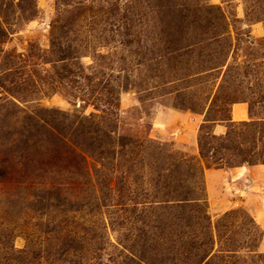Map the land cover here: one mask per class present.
<instances>
[{"label": "rangeland", "instance_id": "rangeland-1", "mask_svg": "<svg viewBox=\"0 0 264 264\" xmlns=\"http://www.w3.org/2000/svg\"><path fill=\"white\" fill-rule=\"evenodd\" d=\"M243 165L264 0H0V264H264V177H204Z\"/></svg>", "mask_w": 264, "mask_h": 264}, {"label": "crops", "instance_id": "crops-1", "mask_svg": "<svg viewBox=\"0 0 264 264\" xmlns=\"http://www.w3.org/2000/svg\"><path fill=\"white\" fill-rule=\"evenodd\" d=\"M251 117L249 106L246 102H235L230 108V122H239L248 120ZM182 127L177 133V137L184 142L194 145L196 142V134L200 124L199 118H189L183 114L179 117ZM226 132V125L216 123L213 126L215 135H223ZM204 177H229L231 182H236L243 177H264V165H255L251 167L235 166L233 168H205ZM243 191V190H239Z\"/></svg>", "mask_w": 264, "mask_h": 264}, {"label": "trees", "instance_id": "trees-1", "mask_svg": "<svg viewBox=\"0 0 264 264\" xmlns=\"http://www.w3.org/2000/svg\"><path fill=\"white\" fill-rule=\"evenodd\" d=\"M202 127H203V126H202ZM201 129H202V128H201ZM210 134H211V137H212L213 139H221V140H225V137H224V136L227 135V133H226L224 136H222V137H218V136L214 135V134L211 133V132H210ZM213 165L218 166L219 163H215V164H213Z\"/></svg>", "mask_w": 264, "mask_h": 264}]
</instances>
